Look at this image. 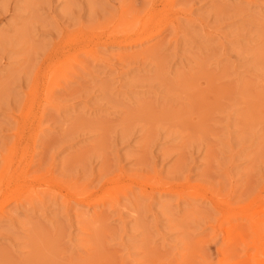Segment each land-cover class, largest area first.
Returning <instances> with one entry per match:
<instances>
[{
    "label": "rangeland",
    "instance_id": "rangeland-1",
    "mask_svg": "<svg viewBox=\"0 0 264 264\" xmlns=\"http://www.w3.org/2000/svg\"><path fill=\"white\" fill-rule=\"evenodd\" d=\"M0 264H264V0H0Z\"/></svg>",
    "mask_w": 264,
    "mask_h": 264
}]
</instances>
